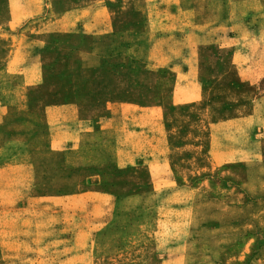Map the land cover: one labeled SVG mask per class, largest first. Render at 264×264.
Masks as SVG:
<instances>
[{"label": "rangeland", "instance_id": "1", "mask_svg": "<svg viewBox=\"0 0 264 264\" xmlns=\"http://www.w3.org/2000/svg\"><path fill=\"white\" fill-rule=\"evenodd\" d=\"M168 1L51 0L48 12L92 13L99 32L44 35L33 46L41 80L29 88L31 110L9 112L0 143L34 132L36 168L0 172V264H248L264 244V78L257 89L237 69L219 48L227 44L219 26L185 41L184 9L211 18L201 0H179L166 44L159 21ZM9 10L1 2L2 27ZM187 41L200 89L182 97L179 86L174 100L176 74L153 68L151 56L163 45L186 50ZM57 105L91 121L76 149L50 148L43 110ZM253 108L258 128L228 136L221 150L210 130ZM111 113L121 115L117 131L102 132ZM26 121L33 131L13 128ZM221 151L229 162L217 166Z\"/></svg>", "mask_w": 264, "mask_h": 264}, {"label": "crops", "instance_id": "2", "mask_svg": "<svg viewBox=\"0 0 264 264\" xmlns=\"http://www.w3.org/2000/svg\"><path fill=\"white\" fill-rule=\"evenodd\" d=\"M3 1L8 4L11 10L5 19L7 23L4 27L0 26V125L5 124V118L9 112L16 117L24 116L31 110L29 107L31 96L29 88L39 84L41 80L40 65L38 61H32L34 58L32 57L33 46H42V41L38 37L50 34H70L80 32V30L83 34L91 33L94 35L99 32L92 13L80 16L77 10L48 12L49 5L52 4L51 0L49 2L48 0H0V4ZM166 1L162 0V2ZM211 1L214 0L200 1L204 3L200 10L203 11V14L206 13L205 15L211 14L209 19L202 20L200 17V21H197L198 15H195V8L182 11L183 19L181 21L185 23L184 27L187 28L185 41L186 39L191 41L193 34L190 32L191 30L202 32L207 28L221 27L222 35L219 36V40L227 44L219 48L231 50V58L237 69L243 73L250 72L254 77L250 84L258 89L259 82L264 78V0H215V3ZM209 2L211 3L209 4ZM34 5L37 6L36 11L32 10ZM179 6V0H169L167 2L168 11L166 10L169 16L159 21L161 24L163 22L162 27H165V29L162 28V33L159 35L167 39L166 44L176 37L177 32L173 28V22L176 9H179ZM13 7L17 9L14 11ZM204 9L206 10L205 13ZM0 20H3L1 16ZM21 24L26 26V29L22 33H18L16 28ZM225 32L227 33L225 34ZM9 40L11 41L10 45H4ZM189 41H187L186 50L181 47L180 51H175L172 44L163 45L158 50L157 56H151L153 68L156 70L167 68L176 74L179 82L177 81L175 84L174 100L177 99L176 93L179 86L185 87V91L181 93L182 97L186 96L189 86L192 89L191 97L200 89L196 77L195 58L197 55ZM131 47H133L132 44L128 46L127 50H132ZM36 63L37 65H34ZM87 67L89 69L94 68L91 64ZM258 101L260 98H255L254 102L258 103ZM139 116L143 117V114H139ZM260 116V111L253 108L250 114L220 122L214 126V130H210L211 137L214 136V133H219L215 138L216 140L219 139V143L222 144L221 150H225L224 148L228 144V136L245 135L253 132L254 129L258 128ZM120 117V114L111 113L103 121L100 130L102 132L112 130L116 133L118 127L115 123ZM43 122L52 136L50 148L55 150L63 146L71 149L80 147L81 140L91 135L92 131L91 126H89L91 121H80L77 108L74 105H57L44 108ZM20 125V128H30L33 131V125L29 121L14 125L13 128H18L17 126ZM147 132L150 130L148 129ZM33 135L34 132L24 138L11 137L0 143V172L13 168H22L33 172L36 168L33 162V149H35ZM152 142L155 144L153 139ZM220 154L222 155L221 160L215 162L217 166L229 162L224 151H221ZM162 163L164 162L157 159L156 161L153 160L151 164L162 165ZM261 261L264 262V244L251 257L248 264H257Z\"/></svg>", "mask_w": 264, "mask_h": 264}]
</instances>
